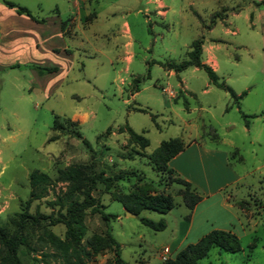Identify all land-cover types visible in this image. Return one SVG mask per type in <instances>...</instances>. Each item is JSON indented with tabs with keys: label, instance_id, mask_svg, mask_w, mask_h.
Listing matches in <instances>:
<instances>
[{
	"label": "rangeland",
	"instance_id": "rangeland-1",
	"mask_svg": "<svg viewBox=\"0 0 264 264\" xmlns=\"http://www.w3.org/2000/svg\"><path fill=\"white\" fill-rule=\"evenodd\" d=\"M3 1L26 8L35 21L24 15L21 18L36 25L32 29L26 22L10 17L0 21V25L18 35V39L2 37L0 27V225L10 233L17 229L10 220L17 222L18 214L24 211L31 172L44 173L51 180L44 197L28 206V214L36 216L38 224H28L23 230L29 249L19 247L21 264L60 263L58 253L43 243V238L47 231L64 238L65 227L51 226L49 222L64 212L54 205L67 186L55 180L57 171L72 165H91V172L102 173L106 178L122 175L109 187L98 184L92 192L98 203L105 206L104 213L116 217L105 222L98 214L86 211L82 243L93 234H103L108 227L120 246L121 259L127 264H161L171 259L184 234L189 211L178 195L181 187L154 162L153 154L160 143L169 139H179L184 145L196 139L225 154L226 160L218 157L214 169L229 182L237 180L223 193L231 196L234 206L246 202L242 209H236L251 217L248 225L245 217L239 216L244 225L243 232L238 231L239 237L236 236L240 252L231 254L213 248L199 263L264 264V70L259 37L245 31L244 21H236L234 26L240 28V39L248 49L227 45L217 53L222 64L220 80L235 94L245 92L240 110L254 116L247 120V126L227 93L212 89L210 96L200 94L208 81L203 71L198 69L193 76L191 69L184 71L195 93L174 101L171 99L178 92L177 80H167L160 67L150 65L153 61L187 60L191 43L201 39L203 44V38L208 39L204 30L216 23L207 24L208 15L219 6L224 11L233 10L235 1L238 7L240 0H165L182 4L183 14H169L167 20L157 17L148 22L143 14H136L143 9L141 0H0L4 8ZM124 22L129 26V36L116 34ZM175 22L177 37L172 28L166 27ZM48 24L56 33L60 30L63 34L62 40L52 37L51 44L56 49L66 46L68 54L50 51L43 29ZM234 26L229 27L231 31ZM219 30L217 27L214 35L220 34ZM76 31L78 37L74 38ZM185 41L189 50L181 48ZM126 42L130 45L124 49ZM167 49L174 51V55L168 56ZM126 52L132 55L130 65L123 59ZM227 56L236 65L227 63ZM33 65L54 66L60 72L42 77L28 68ZM133 78L140 79V91L132 98L136 87ZM183 99L188 108L194 109L192 113L185 112ZM141 109L145 112H138ZM55 117L62 130H52ZM227 121L234 125L226 127ZM126 128L142 135L148 146L143 148L141 142L131 140ZM212 131L217 135L216 141L209 138ZM140 189L172 197L174 208L168 213H141V217L152 221L162 220L164 230L154 232L141 225L138 218L127 217L122 206L114 201L116 194ZM196 194L201 197V192ZM188 241L181 249L189 245ZM111 258L112 254L105 251L96 255L92 263L107 264Z\"/></svg>",
	"mask_w": 264,
	"mask_h": 264
},
{
	"label": "trees",
	"instance_id": "trees-1",
	"mask_svg": "<svg viewBox=\"0 0 264 264\" xmlns=\"http://www.w3.org/2000/svg\"><path fill=\"white\" fill-rule=\"evenodd\" d=\"M3 4L6 8L14 10L17 15H24L30 20L35 21L26 8L16 6L8 1H3ZM254 5L264 8V2L255 3ZM216 18H220V14H215L212 17L211 24L215 23ZM201 50L202 40L198 39L191 43L190 51L187 53V60L181 63L153 62L152 64H158L164 70H172L175 73H179L189 67H194L203 71L211 85L228 93L232 104L238 109V113L247 126V120L254 116L245 115L239 110V101L244 96V93L236 96L235 93L218 78L210 67L203 64L200 60ZM13 68L21 67L14 66ZM28 68L35 70L40 76L51 74L56 71V68H45L34 65ZM135 83V92H138L140 79H135ZM138 112L144 113L145 111L138 110ZM69 124L76 126V124L70 122ZM62 128L63 126L57 121V117H55L52 130L57 131L62 130ZM126 133L134 142H141L143 148L148 146L147 140L143 138L142 135L134 133L130 128H126ZM105 134H109V131H106ZM77 137L80 139V134H77ZM209 138L214 141L217 140L215 131H212L211 137ZM81 141L83 145L90 147L86 141ZM183 149L184 143L181 140L169 139L168 141L160 143L153 157L155 165L161 171H166L169 176L172 175L173 178H171V181L181 187L178 195L181 197L183 205L189 211V214L185 217L186 220H189L193 208L201 201V197L195 193L189 183L177 177L174 172L168 168L169 161L183 151ZM91 168V165H72L57 171L55 180L67 186L64 194L58 197L54 205L59 206V209H63L64 212L59 213L58 216L51 219L49 223L51 226L62 224L65 227V234L64 238L60 239L53 233L47 231L44 233L43 243L48 244L50 248L58 253L60 259L59 264H93V258L105 251L112 254V258L107 264H127L121 259L120 246L111 235L108 227L103 234H93L82 243L86 233V227L84 225L86 211L89 210L90 213L98 214L105 222L116 217L115 215L104 213L105 206L98 203L92 196V192L98 184L109 187L116 180L119 181L122 179V175L115 176L114 178L103 177L102 173L95 174L91 172ZM28 183L30 187L29 198L25 203L24 211L18 214L17 222L10 220V223L12 222L15 224L17 229L10 233L5 226L0 225V264H21L18 255L19 247L22 246L25 250L29 249L26 236L23 235V230L28 224H38V218L28 214V206L32 201L44 197L46 188L50 185L51 180L46 174L33 171L28 176ZM114 201L119 203L124 211L134 214L141 225L154 232L164 230V222L162 220L152 221L145 217H141V213L143 211H151L159 214H166L174 208V202L171 196L160 193L152 195L141 189L132 191L128 194H116L114 195ZM245 205L246 202L243 201L236 204L239 209H242ZM213 248L231 254L240 252L241 250L239 240L233 233L213 230L201 237L196 243L185 246L177 252L174 258L167 259L161 264H200L199 261L206 257Z\"/></svg>",
	"mask_w": 264,
	"mask_h": 264
},
{
	"label": "crops",
	"instance_id": "crops-1",
	"mask_svg": "<svg viewBox=\"0 0 264 264\" xmlns=\"http://www.w3.org/2000/svg\"><path fill=\"white\" fill-rule=\"evenodd\" d=\"M85 1L86 0H82V2ZM141 1H142L143 9L142 11L137 10L136 14H143V16L146 18V22L151 21L152 18H157V17L161 18L162 20H167L169 14L171 16L176 15L177 17H179L184 12L182 4L180 5L171 4L166 2L165 0H141ZM260 2H264V0H248L246 1V3H243V1L240 0L237 7V1H235L236 7L233 10L227 9L224 11V9H222L223 6L222 7L219 6V9H217L216 11H212L208 15L209 22L207 24H211V19L215 14H220V18L215 19L216 21L215 25L211 27L209 26L204 30V33L208 36V39L203 38L202 63L210 67L212 71L218 76V78H221L220 75H222L221 73L222 64L217 57V53L222 50V47H226L227 45H229V46H233L235 49H243V50L248 49V45L244 43L242 39H240L241 38L240 28L238 26H234V23L239 20H242L246 23L245 26L246 32L253 33V35H257L259 37V42H260L259 46L262 54V69L264 70V8L256 7L254 5L255 3H260ZM217 4L219 5V2H217ZM4 17H10L12 20L14 19L16 21L18 20L24 21L27 23V26H30V28L32 29H34L36 25L30 20L21 18V16L17 15L12 9H8L6 7L3 8V6H0V21ZM230 26H234L233 31L230 30L229 28ZM0 27H1L2 37H8L10 39L14 37L18 39V35L13 34L10 30H8L7 26L0 25ZM166 27L167 30H171L172 28V30H174V35L176 37L178 36V22H175V25L167 24ZM217 27L220 28L219 30L220 34L214 35ZM43 29H44L45 43L49 44L50 51L56 52L57 54H68L66 52L68 50L66 46L56 49L55 46L51 44L52 37L59 38L61 40L63 39L62 32L59 30V33H56V31L52 29L49 24L46 30L45 27ZM77 31H79V27H77ZM77 31L76 33L73 34L74 38L78 37ZM116 34L129 36L130 30L128 24L125 22L122 23L120 26V30H118ZM92 35L95 36L94 33ZM229 36L232 37V39H225L228 38ZM80 37H83V35L80 34L79 38ZM161 38H163L162 35ZM82 44L83 41L82 38H80V42L78 45L79 49L82 48ZM129 45L130 43L126 42L122 46L124 49H127ZM181 48H188L189 50L188 42L185 41L181 43ZM167 54L168 56L169 55L172 56V54L174 55V51L167 49ZM131 57L132 55L127 52L125 57H123V59L126 60L127 65H130ZM227 59L228 60H226V62L229 63L231 66L236 65L230 62L228 56ZM153 62H161V61H153ZM153 62H151L150 65H155L160 67L158 64H152ZM45 68H56V71L54 73L47 74L44 76L57 75L60 72V69L54 66L45 67ZM160 68L164 72L167 80H172V79L177 80L176 87L178 89V92H175L176 97H174L171 100L176 101L181 97L185 98L190 94L195 93V91H193L190 88L188 79L186 78L184 71H186L187 69H191L190 76H193L195 75V73L199 71L197 68L189 67L179 73H175L172 70H164L162 67ZM125 70L128 71V68H126ZM146 78L149 79V76L147 75ZM135 79L137 78H133L132 81ZM212 89H218V88L211 85L209 81H206L204 83V89L200 92V94L204 96H210L212 95ZM138 92L133 93L131 97L133 98L134 96H136ZM243 93L245 95V92ZM235 95L239 96L240 94H235ZM241 101L242 99L239 101V110H240ZM183 105L186 113L189 114L194 111L193 108L192 109L188 108V102L186 101V99H183ZM235 109L238 112V109L236 107ZM73 122L78 124V122L76 121ZM233 125L234 123L231 121H227L225 123L226 127H232ZM191 153H194L197 158L196 159L193 158V155ZM218 157L220 158L222 157L221 158L222 161L226 160L225 154L224 155L221 154L220 152H218L217 149L208 148L201 141L199 142L196 141V139H192L184 145L183 151L178 153L168 163V168L172 170L177 177L189 183L191 188L196 193L201 192V201L198 204H196L195 207L193 208L189 220L186 222V228L184 234L180 239V241H178L176 251L174 252L172 258H174L177 252L181 250L182 246H184L187 240H190L188 241L187 244L195 243L201 237H203L204 235H206L207 233L213 230L230 232L233 233L235 236L239 237L237 232L238 231L243 232L244 229V225L241 222L239 216L245 217L248 225L250 223L249 221H251L250 220L251 217H248L245 212L241 210H237L236 206H234L230 202L231 196H227L226 194L223 193V190L230 184H233L237 179H234L233 181L229 182L224 179L223 173L214 169L215 161L218 160Z\"/></svg>",
	"mask_w": 264,
	"mask_h": 264
},
{
	"label": "water",
	"instance_id": "water-1",
	"mask_svg": "<svg viewBox=\"0 0 264 264\" xmlns=\"http://www.w3.org/2000/svg\"><path fill=\"white\" fill-rule=\"evenodd\" d=\"M125 215L127 217H130V218H135V215L134 214H131V213L127 212V211H125Z\"/></svg>",
	"mask_w": 264,
	"mask_h": 264
}]
</instances>
